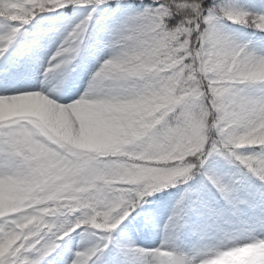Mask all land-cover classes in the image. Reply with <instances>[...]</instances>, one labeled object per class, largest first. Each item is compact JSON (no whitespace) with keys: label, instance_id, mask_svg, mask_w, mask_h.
Masks as SVG:
<instances>
[{"label":"snow or ice","instance_id":"obj_1","mask_svg":"<svg viewBox=\"0 0 264 264\" xmlns=\"http://www.w3.org/2000/svg\"><path fill=\"white\" fill-rule=\"evenodd\" d=\"M0 264H264V0H0Z\"/></svg>","mask_w":264,"mask_h":264}]
</instances>
